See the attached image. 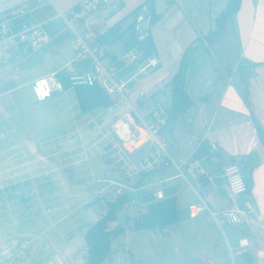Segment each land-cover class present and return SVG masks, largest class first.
Here are the masks:
<instances>
[{
	"label": "crops",
	"instance_id": "obj_1",
	"mask_svg": "<svg viewBox=\"0 0 264 264\" xmlns=\"http://www.w3.org/2000/svg\"><path fill=\"white\" fill-rule=\"evenodd\" d=\"M52 1L57 10L56 15L49 11L48 17L38 20L44 23L48 34L50 33L49 43L56 35L53 33L57 31L60 23L66 24L59 17V11L66 12L76 7L81 0ZM227 1L109 0L89 18L88 24L96 35L90 45L97 47L105 66L116 67L121 79L131 78L127 97L142 113L160 100L158 93H163L166 88L170 89L168 84L179 68L184 51L188 47H195L190 54L185 77V90L195 104L180 116L167 119L161 130L162 132L165 125L170 127V136L167 139L171 148L170 158L161 150L156 152L153 148L156 143L153 141L133 152L123 149V153L140 159L144 166L138 180L142 174H146L136 189L151 185L175 187L178 201L181 197L186 198L187 205L182 209L190 217H195L189 213L191 205L205 207L196 217L202 213L212 217V213H219L227 208H244V202L249 200L252 209L248 211L245 222L241 225L225 224L227 231L223 232L228 249L229 245L236 246L241 237H247L250 241L244 252L231 255L237 256V264H245L241 258L244 253L250 256L252 264H264V140L257 129L260 126L264 136V66L257 67L256 53L247 57V62L242 64L243 50H237V27L241 26L246 16L247 19H253L259 5L264 9V0H242L240 9L225 22L218 36L208 43L205 36L215 29L214 20L225 9ZM39 3L40 5L35 3L27 12L43 8L42 2ZM11 4L1 5V9L7 13L9 11V14L0 20V24L6 20L24 18L25 6L18 12L11 13ZM147 6H150L149 15L146 14ZM245 7H250L249 15L246 16ZM152 9L159 15L154 23L151 22ZM22 10L24 14L21 13ZM147 35L153 39L154 50L150 56L145 57L143 49L131 43L136 37L142 39ZM250 35L247 32L241 48L245 47ZM132 49L141 50L143 53L134 62L126 63L123 57ZM29 51L31 49L24 46L8 47L0 56L4 62L16 58V62L11 64L14 68L12 77L0 88V145L7 143L9 146L7 154L10 157L9 162L12 163L9 170L19 168L17 158L21 153L26 157L20 160V164H23L21 168L30 169L34 163L32 156H29L33 154L35 145L34 130L29 122L42 111L34 104V98L32 99L35 96L31 89L32 86L35 88L34 81L66 67L74 57L73 54L38 78L24 79L20 74L24 69L19 67V63ZM150 59H156L157 65L143 70ZM87 65L85 63L79 68L85 69ZM68 89L54 95L63 94ZM141 91L144 92V99L139 101ZM173 122H178L179 126ZM178 139L182 143L178 144ZM184 143L189 146L186 148ZM203 145L205 148L199 153ZM159 146L164 148L162 142ZM230 162L240 166L247 182L246 193L236 198L231 197L224 176V167ZM180 178L193 187L197 198L192 197L189 190L182 186ZM106 180L127 186L124 182L119 183L110 178ZM121 192L120 189L116 190V193ZM101 201L105 204L104 198ZM99 204L97 202L88 207L89 224L105 213L106 205L99 211ZM216 257L218 261L227 262L226 254ZM211 260L210 258L209 261Z\"/></svg>",
	"mask_w": 264,
	"mask_h": 264
},
{
	"label": "rangeland",
	"instance_id": "obj_2",
	"mask_svg": "<svg viewBox=\"0 0 264 264\" xmlns=\"http://www.w3.org/2000/svg\"><path fill=\"white\" fill-rule=\"evenodd\" d=\"M7 1L0 0V20L9 14L1 5L11 2V13L18 12L22 6L29 13L27 10L35 3L40 5L36 0ZM42 4L56 15L54 2L45 0ZM249 10L250 7H245V16L249 15ZM60 18L57 20L61 21ZM247 32L251 35L241 48ZM53 34L56 35L45 48L29 51L20 61L19 67L24 69L20 72L22 78H38L73 56L72 33L66 24L60 23ZM237 50H243L242 64L256 53L257 67L264 66L262 5L258 6L253 19L246 16L237 27ZM14 62L16 58L7 62L0 59V88L12 77ZM34 87L31 88L35 95L32 99L42 111L29 122L35 142L34 152L29 155L34 160L31 168H21L20 160L26 159L21 153L17 158L19 168L9 170L12 166L7 154L9 146L0 145V264H85L84 233L90 222L88 207L100 202L101 211L105 205L101 199L115 196L120 189L129 191L131 197L119 213L121 218L143 212L145 205L136 187L144 166L140 159L123 153L124 148L114 131L116 120L126 111L124 103L82 113L72 88L54 95L46 93L39 80L34 81ZM158 96L159 101H165L168 106L170 89L166 88ZM17 118L19 121V115ZM173 123L179 126L178 122ZM169 136L170 127L165 125L159 134L164 148L153 145L156 152L161 150L168 158L171 154ZM178 140V144L182 143ZM184 144L186 148L189 146ZM179 181L197 198L186 180L180 178ZM143 189L157 191L162 187L151 185ZM179 204L181 208L186 207V198L181 197ZM223 230L227 231L225 224L219 225L205 213L197 217L184 213L179 223L163 231L127 228L126 235L114 242L112 258L102 264H237L238 258L231 256ZM222 254L227 255V262L217 260L216 256Z\"/></svg>",
	"mask_w": 264,
	"mask_h": 264
},
{
	"label": "built area",
	"instance_id": "obj_3",
	"mask_svg": "<svg viewBox=\"0 0 264 264\" xmlns=\"http://www.w3.org/2000/svg\"><path fill=\"white\" fill-rule=\"evenodd\" d=\"M43 2L45 0H38ZM53 2L52 0H49ZM109 0H81L76 7L60 12L59 16L64 20L72 32L74 57L70 63L58 71L64 72L70 85L75 86H99L104 89L110 100L114 103H124L126 111L116 120L114 131L119 138L124 150L133 152L149 141L161 145L159 134L169 117L168 106L165 101L156 102L147 112H141L137 105L131 103L127 97V89L130 79L123 80L117 74L114 66L107 67L101 60V53L92 47L90 42L95 39V32L88 24L90 16L96 12L102 5L107 4ZM24 14V11H21ZM50 36L43 22H26L15 29L12 20H6L0 24V46L9 48H18L24 46L31 50H39L47 45ZM142 51L132 49L125 54L123 60L126 63L134 62L142 55ZM87 63V68L81 69L80 65ZM156 59H150L143 67V70L149 66L155 67ZM49 73L39 79L41 88L48 94H54L65 90L64 83L57 76V72ZM139 101L144 99V92L139 93ZM224 176L228 182L232 198L246 193L247 183L241 171L240 166L235 162H230L224 167ZM157 197L163 196L162 190L156 191ZM205 207L203 205L189 206L191 216H196ZM252 209L249 200L244 202V208H227L219 213H212L216 222L221 225H241L245 222L248 211ZM250 241L247 237H241L236 246L229 245L231 255L236 252H244L249 246Z\"/></svg>",
	"mask_w": 264,
	"mask_h": 264
},
{
	"label": "trees",
	"instance_id": "obj_4",
	"mask_svg": "<svg viewBox=\"0 0 264 264\" xmlns=\"http://www.w3.org/2000/svg\"><path fill=\"white\" fill-rule=\"evenodd\" d=\"M241 2L242 0L227 1L225 9L214 20L215 29L211 30L210 33L205 36V40L208 43H211L212 39L218 36L225 22L233 13L240 9ZM48 16L49 10L47 8H36L29 13H25L23 19L14 18L12 22L15 24L16 29L22 21L29 23L38 20L42 21V19ZM158 18L159 15H156L152 9L151 22L154 23ZM131 44L140 46L143 49L145 57L150 56L154 50V42L150 35L142 39L136 37ZM6 48L8 47L0 46V56H2V51ZM194 49L195 47L191 46L184 51L179 68L168 84L170 88L168 119L180 116L195 104V101L189 97L185 90L188 60ZM122 65L123 64H121V66ZM57 76L64 83L65 89L72 88L74 90L78 107L82 113L95 108H109L114 105L103 88L87 85L72 87L64 72L58 71ZM257 129L259 136L264 140L263 131L260 126H257ZM204 148L205 146L203 145L198 152L200 153ZM145 174L146 173L142 174L137 181L138 187L141 185ZM162 191L163 196L157 197L154 189H140L138 196L140 201L145 205V210L138 215H126L124 218H121L119 213L124 209L127 202L130 201V192L123 191L121 193H116L115 196L111 198H105V213L95 222L88 224L84 233V240L87 246L85 264H102L105 260L111 259L114 253V242L116 240H121L125 236L128 227L134 230L163 231L165 228L179 223L184 218V213L186 214L187 212L180 207L175 187L163 186ZM1 192L2 190L0 189V194ZM241 258L245 264H252V260L248 254H242Z\"/></svg>",
	"mask_w": 264,
	"mask_h": 264
},
{
	"label": "water",
	"instance_id": "obj_5",
	"mask_svg": "<svg viewBox=\"0 0 264 264\" xmlns=\"http://www.w3.org/2000/svg\"><path fill=\"white\" fill-rule=\"evenodd\" d=\"M147 10H146V14L147 15H149L150 14V6H147V8H146ZM149 25L147 24V27H148Z\"/></svg>",
	"mask_w": 264,
	"mask_h": 264
}]
</instances>
